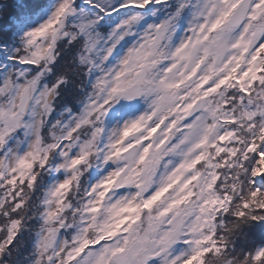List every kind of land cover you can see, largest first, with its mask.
Returning <instances> with one entry per match:
<instances>
[{"label":"snow or ice","instance_id":"obj_1","mask_svg":"<svg viewBox=\"0 0 264 264\" xmlns=\"http://www.w3.org/2000/svg\"><path fill=\"white\" fill-rule=\"evenodd\" d=\"M0 264H264V0H0Z\"/></svg>","mask_w":264,"mask_h":264}]
</instances>
